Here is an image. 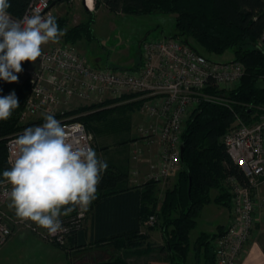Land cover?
<instances>
[{"label":"trees","instance_id":"trees-1","mask_svg":"<svg viewBox=\"0 0 264 264\" xmlns=\"http://www.w3.org/2000/svg\"><path fill=\"white\" fill-rule=\"evenodd\" d=\"M63 1L66 0H51L52 8ZM9 2V12L15 18H21L34 0ZM104 3L114 12L175 15V32L172 36L182 39L199 51L191 44L192 40L208 54L221 55L232 49L234 60L242 62L245 66L241 84L227 93L229 98L234 100L231 107L203 102L189 118L183 133V165L174 186L167 189L163 199L159 201L152 193V187L158 181L148 180L146 186L150 187L151 192L143 193V198L148 195L151 197L149 201L144 202L141 213L144 219H149L152 215L157 217L156 224L162 230L165 241L163 250L168 256L167 260L160 261V264H186L193 248L196 249L198 257L203 255L204 264H215L214 242L222 232H202L194 242L191 240V232L196 228L198 217L207 204L214 202L230 206V195L224 187L227 176L237 175L242 182H246L244 173L230 159L220 137L235 123L237 115L248 121L257 107H264V86L260 84L261 78L264 77V53L259 48V40L264 30V0H104ZM90 30L88 22L79 24L67 32L66 38L75 43L83 36L89 38ZM12 91H15L18 97L19 107L7 121H0V179L2 172L11 166L7 148L9 137L44 122V118L39 121L20 122V113L31 91L29 80L23 83L0 80V96L8 95ZM208 91H217L212 82ZM127 97L129 96L123 95L106 102L64 111L63 115H57L55 118L59 121H80L88 130L102 133L108 125L115 129L118 125L113 124L120 122L121 116H126L125 110L134 106L133 103L123 102L112 107L106 105L123 101ZM140 104V100L135 101V107ZM64 115L71 118H64ZM130 140L133 139L125 137L118 144H127ZM105 148L107 147L104 146L103 149ZM110 164L112 165L102 174L98 189L105 180L111 179L114 183L105 196L116 198L124 193L123 196L128 195L129 201L134 203L135 185L132 186L125 180L119 181L120 176L127 174L126 171L116 163ZM214 189L219 193L213 197ZM113 230L116 234L112 235L111 239L125 236L124 233L118 235V227ZM125 234L129 240L135 241V235H132L134 233ZM68 241L69 244L64 246L68 253L71 249H77L71 254L70 264H137L127 262L117 255L120 246L114 242L102 243L103 238L97 237L93 242L94 247H88L83 228L73 229Z\"/></svg>","mask_w":264,"mask_h":264},{"label":"built area","instance_id":"built-area-1","mask_svg":"<svg viewBox=\"0 0 264 264\" xmlns=\"http://www.w3.org/2000/svg\"><path fill=\"white\" fill-rule=\"evenodd\" d=\"M88 5V0H85ZM94 3V2H93ZM51 0H34L25 15L51 13ZM264 53V30L259 40ZM140 64L134 67L113 65L97 66L88 62L74 46L46 44L43 54L28 78L30 94L20 113L23 123L39 121L45 115L63 114L62 106L73 99L102 100L118 98L135 93L142 101L147 120L138 126V135L148 143L159 141L161 152L157 161L150 164L147 180H163L182 169V144L185 124L192 110L201 103L210 102L232 106L229 97L222 96L219 89H227L245 73L242 62L231 60L218 62L208 58L180 38L162 36L144 37L139 46ZM216 92H209L210 83ZM70 139H79L92 149V136L84 123L76 120L60 121ZM39 125V124H38ZM38 125H33L38 126ZM22 133L9 137L8 159L12 141ZM230 159L240 167L246 177L242 182L237 175L226 177L232 193L231 218L227 228L215 239V264H239L253 238L256 228V197L264 187V107H257L246 121L236 116L221 140ZM95 150V149H94ZM141 150H135V159ZM0 186V196L5 188ZM73 226H64L67 231L47 235L65 244L73 229L83 228L80 222L86 219V211L77 209ZM12 219L0 211V244L11 235ZM30 222V221H28ZM157 217L150 216L148 223L155 225ZM39 227L34 226V229Z\"/></svg>","mask_w":264,"mask_h":264},{"label":"clouds","instance_id":"clouds-1","mask_svg":"<svg viewBox=\"0 0 264 264\" xmlns=\"http://www.w3.org/2000/svg\"><path fill=\"white\" fill-rule=\"evenodd\" d=\"M10 8L9 0H0V80L14 83L24 62H36L43 46L58 43L65 33L55 16L14 19ZM18 107L15 91L0 96V121H7ZM9 164L0 179V186H11L4 192L9 208L21 221H30L49 235L67 231L61 217L88 210L108 167L90 146L70 139L52 114L12 141Z\"/></svg>","mask_w":264,"mask_h":264},{"label":"rangeland","instance_id":"rangeland-1","mask_svg":"<svg viewBox=\"0 0 264 264\" xmlns=\"http://www.w3.org/2000/svg\"><path fill=\"white\" fill-rule=\"evenodd\" d=\"M93 4L89 5L92 8L89 10L84 7L82 0H66L57 5L53 11L57 12V23L59 27L64 31V35L60 38V44H67L74 46L83 56H85L88 62L92 65L107 66L113 65L117 67H129L133 65L134 59L139 56V45L140 36L143 30L150 26L155 25L154 30L147 33L146 37L158 38L162 36H170L175 32V17L174 15L167 14H147L135 15L125 12H114L111 11L104 3V0H93ZM53 14V12L51 11ZM89 23L91 27V32H89V38L83 36L75 43L69 41L66 38V34L71 28L79 25ZM191 44L208 58L218 61L226 62L234 60V53L232 49L226 50L221 55L208 54L202 48L194 43L192 40ZM49 44H56L50 42ZM98 62V63H97ZM23 71L19 74L18 82L23 83L28 80L30 76V71L34 70L36 67V62H24ZM243 76L227 87V89H219L222 96L230 97L227 93L238 88L241 84ZM260 84L264 86V77L261 78ZM126 99L120 102H113L107 107H112L117 104L130 103L134 106L129 107L125 110L126 116H121V121L116 122L113 125L116 126L115 129H111L110 125L107 126L104 132L95 133L92 130H88L92 136L93 147L97 154V157L101 160L110 163H125L130 165L132 168V174L130 180L135 183V135L138 134V126L146 123V112L142 101L140 100V105L135 107V101L138 96L135 93H127ZM123 96V95H122ZM121 96V97H122ZM137 96V97H136ZM136 97V98H135ZM120 98V97H118ZM117 99V98H112ZM111 98H106L102 100L88 101L73 99L62 106V111H69L76 109L78 107L91 105L95 103L106 102L107 100H112ZM233 103L234 100L231 99ZM196 111L192 110L191 115ZM121 115L120 113H117ZM63 115V114H61ZM123 115V114H122ZM115 117V116H114ZM64 118H71L70 116L64 115ZM43 119V118H34ZM20 122L21 121L20 119ZM188 122V121H187ZM234 124V123H233ZM187 127V123L184 125ZM227 131H225L226 133ZM224 133V134H225ZM224 134L220 137L223 139ZM128 137L130 140L127 144L119 145L118 142ZM107 147L103 149V147ZM178 176V172L173 173L168 176L165 180V185L168 183H173L174 179ZM167 186V185H166ZM225 190L230 195V213H231V201L232 193L230 186L225 178L224 180ZM164 188L161 191L162 196L164 194ZM219 191L214 189L212 191V196L217 195ZM9 200L4 199L0 196V211H5V214L12 219L11 221V235L7 238L5 242L0 244V264H45L52 263L57 259L62 257H56L55 250H63L64 246L68 244V239L65 244H60L56 240L50 238L47 235V230L43 228L34 229L35 224L28 221H21L16 217L14 209L9 208ZM208 205V204H207ZM216 207V203H211L206 206L204 211H202V218L207 214V212ZM228 207V206H227ZM77 213V211H76ZM75 212L71 213L69 216L61 217L64 226H73L75 221ZM87 218V211H86ZM202 218H200V226L191 232V238L195 239L199 229L202 227ZM231 218V216H230ZM199 220V218H198ZM86 219L80 224L84 227ZM215 222V221H214ZM61 253V252H60ZM187 264H196V262H188Z\"/></svg>","mask_w":264,"mask_h":264},{"label":"crops","instance_id":"crops-1","mask_svg":"<svg viewBox=\"0 0 264 264\" xmlns=\"http://www.w3.org/2000/svg\"><path fill=\"white\" fill-rule=\"evenodd\" d=\"M82 3L88 10L92 8L86 4L85 0H82ZM55 8H57V5L54 6L51 11L53 12L52 16L57 18L59 15H57L58 11H53ZM135 15L139 16L143 14ZM155 25L150 26L149 24V26L143 30V33L140 36V43L142 39L146 37L147 33L154 30L156 27ZM138 52L139 56L134 59L133 65H130L129 67H134L140 64L141 57L139 49ZM135 150H141L139 158L137 160L135 159V183L130 180L132 174V168H130V165L125 163H116V165L122 166V169H124L127 173L124 177L120 176L119 181L125 180L128 181L130 185H135V202L132 203L129 201L127 197L128 195L123 196L124 193L116 198L105 196L109 193V188L114 183L111 179L105 180L102 187L97 190V199L92 202L87 210V218L83 227V234L86 237L88 247H94L95 243L93 242H95L97 237H100L104 240L102 243L114 242L115 244H118L120 248L116 254L123 257L127 262L137 264H160V261L167 260L168 256L167 252L163 250L165 241L162 230L156 224L157 222L155 225H150L148 223L149 219H144L141 209L144 202L149 201L148 199L151 197V195H148L147 198H143L144 192H151L149 191L150 187L146 186L148 182L146 174L150 164L157 161L161 152V144L158 140L154 143H148L144 137H140L137 134L135 135ZM110 165L112 164H108V166ZM111 169L114 171L118 170L117 168ZM166 179L167 178L158 181V183L152 187V193L159 199V201L163 199L165 191L172 188L177 181L176 177L173 183L169 185L167 183L166 186ZM163 188L165 191L162 196L161 191ZM136 192L139 193L137 194ZM255 202L256 228L253 238L244 251L239 264H264V187L259 191ZM205 207L202 211H204ZM201 213L200 215L202 216ZM200 215L198 217L199 220L196 228L200 226V218H202ZM230 216L231 213L229 206L227 207L221 204H216V207L210 209L202 218V227L199 229L196 238H191L192 242H194L202 232H223L229 224ZM116 227L120 229L118 231V235L124 233L125 236H118L111 239L112 235L116 234L112 232L115 231L113 229ZM125 232L128 234L134 233L132 235H135V244H131L134 242L128 239ZM54 250L56 257L59 256L62 258L61 260L57 259L52 261L51 264H70L72 258L71 254H73L77 249H71L69 253L67 249H64V253L63 250ZM110 251H112V249L109 250V252ZM190 261L196 262V264H204L205 259L202 254L198 257L196 249L193 248L189 253L187 263Z\"/></svg>","mask_w":264,"mask_h":264},{"label":"bare ground","instance_id":"bare-ground-1","mask_svg":"<svg viewBox=\"0 0 264 264\" xmlns=\"http://www.w3.org/2000/svg\"><path fill=\"white\" fill-rule=\"evenodd\" d=\"M93 4V0H88V5Z\"/></svg>","mask_w":264,"mask_h":264},{"label":"water","instance_id":"water-1","mask_svg":"<svg viewBox=\"0 0 264 264\" xmlns=\"http://www.w3.org/2000/svg\"><path fill=\"white\" fill-rule=\"evenodd\" d=\"M182 151H183V145H182Z\"/></svg>","mask_w":264,"mask_h":264}]
</instances>
